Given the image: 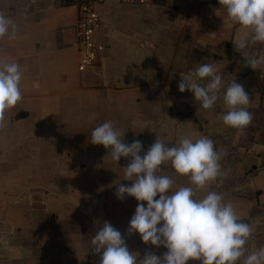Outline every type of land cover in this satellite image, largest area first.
<instances>
[{
  "label": "crops",
  "instance_id": "0c3cea01",
  "mask_svg": "<svg viewBox=\"0 0 264 264\" xmlns=\"http://www.w3.org/2000/svg\"><path fill=\"white\" fill-rule=\"evenodd\" d=\"M92 8V58L81 64L75 5L0 0L17 29L16 39L0 38V64L16 62L22 72V99L0 124V264H99L91 238L105 221L138 264L146 252H166L127 235L137 201L116 191L132 183L124 180L129 161L116 164L110 149L90 143L107 121L123 142L139 140L141 155L157 138L168 146L184 136L212 139L220 174L194 198L221 194L253 229L247 252L264 247V64L245 67L234 46L245 33L218 0H93ZM247 39V51L264 56V43ZM201 63L213 64L225 87L233 78L244 85L250 125L226 127L222 99L203 110L191 92H179L180 73ZM157 174L173 179L170 192L191 186L168 164Z\"/></svg>",
  "mask_w": 264,
  "mask_h": 264
},
{
  "label": "clouds",
  "instance_id": "9594fccd",
  "mask_svg": "<svg viewBox=\"0 0 264 264\" xmlns=\"http://www.w3.org/2000/svg\"><path fill=\"white\" fill-rule=\"evenodd\" d=\"M218 3L226 11L227 22L245 33L234 43L245 67L257 69L264 64V56L247 51V34L251 33L252 43H264V0ZM4 37L16 39L17 29L10 17L0 13V38ZM180 76L179 92H191L203 110L213 109L222 99L226 111L220 119L226 127L242 130L251 124L253 116L247 109L251 100L242 83L233 78L225 87L223 74H218L211 63L198 64L195 70ZM21 81L16 62L0 64V124L7 111L22 99ZM123 135L107 121L93 129L90 143L110 149L108 155L116 164L121 158L129 161L123 168L124 180L132 183L120 184L116 191L117 199L132 197L137 201L127 235L138 234L144 244L166 249L162 256L146 252L139 264H264V247L247 252L245 246L253 229L240 219L231 202H225L215 191L194 198L196 191L205 189L220 174L222 153L215 150L212 139L184 136L178 145L168 146L157 138L141 155L142 143L134 140L127 144ZM164 164L170 165L176 175L187 177L191 186L170 192L173 179L157 174ZM91 245L100 254L99 264H138V253L128 250L121 232L107 221L98 227Z\"/></svg>",
  "mask_w": 264,
  "mask_h": 264
},
{
  "label": "built area",
  "instance_id": "2783aa9c",
  "mask_svg": "<svg viewBox=\"0 0 264 264\" xmlns=\"http://www.w3.org/2000/svg\"><path fill=\"white\" fill-rule=\"evenodd\" d=\"M75 5V38L74 45L80 54L81 64L87 63L92 58L91 45L87 41V33L93 24L94 13L92 8L93 0H62Z\"/></svg>",
  "mask_w": 264,
  "mask_h": 264
}]
</instances>
